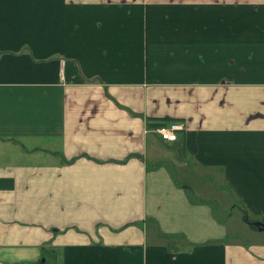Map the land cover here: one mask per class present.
I'll list each match as a JSON object with an SVG mask.
<instances>
[{
    "label": "crops",
    "instance_id": "1",
    "mask_svg": "<svg viewBox=\"0 0 264 264\" xmlns=\"http://www.w3.org/2000/svg\"><path fill=\"white\" fill-rule=\"evenodd\" d=\"M263 234L264 0H0V264H264Z\"/></svg>",
    "mask_w": 264,
    "mask_h": 264
},
{
    "label": "rangeland",
    "instance_id": "2",
    "mask_svg": "<svg viewBox=\"0 0 264 264\" xmlns=\"http://www.w3.org/2000/svg\"><path fill=\"white\" fill-rule=\"evenodd\" d=\"M178 179L182 183L185 182L183 178L178 177ZM197 183H203V180L197 178ZM207 185L209 186V181ZM207 189L199 187L195 188L193 184L191 185V188H189L190 191L195 190L199 198L208 200L214 214L213 216H215V219L217 218L216 220L226 223L231 237L233 236L243 243L248 242V235L252 232L246 225H253L255 219L244 213L231 194L218 192L216 187H211L209 190ZM262 236H264V234ZM182 247L183 245H174V249Z\"/></svg>",
    "mask_w": 264,
    "mask_h": 264
},
{
    "label": "built area",
    "instance_id": "3",
    "mask_svg": "<svg viewBox=\"0 0 264 264\" xmlns=\"http://www.w3.org/2000/svg\"><path fill=\"white\" fill-rule=\"evenodd\" d=\"M185 128V124L181 122H170L168 124H162L153 129V132L164 142H174L176 140V132L182 131Z\"/></svg>",
    "mask_w": 264,
    "mask_h": 264
},
{
    "label": "trees",
    "instance_id": "4",
    "mask_svg": "<svg viewBox=\"0 0 264 264\" xmlns=\"http://www.w3.org/2000/svg\"><path fill=\"white\" fill-rule=\"evenodd\" d=\"M170 122H173V120H170V119H163V120H160V122L156 125V127H158V126H160V125H162V124H168V123H170ZM144 223L147 225V226H145V229L147 228V227H149V225L150 224H152L153 223V221L152 220H150V219H146V220H144ZM141 224H143V223H141ZM156 235H157V237H159L160 239H163L165 242H166V244L168 245V246H172V247H174V244L176 243L175 242V240L177 241L178 239L179 240H183L182 239V236H173V235H164V234H162V233H160V232H156ZM176 246V245H175Z\"/></svg>",
    "mask_w": 264,
    "mask_h": 264
},
{
    "label": "water",
    "instance_id": "5",
    "mask_svg": "<svg viewBox=\"0 0 264 264\" xmlns=\"http://www.w3.org/2000/svg\"><path fill=\"white\" fill-rule=\"evenodd\" d=\"M253 225L258 226V230H262L263 229V225L259 222L253 223Z\"/></svg>",
    "mask_w": 264,
    "mask_h": 264
}]
</instances>
